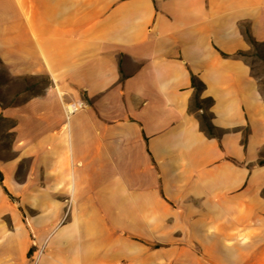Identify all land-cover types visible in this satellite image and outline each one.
<instances>
[{
    "label": "crops",
    "instance_id": "1",
    "mask_svg": "<svg viewBox=\"0 0 264 264\" xmlns=\"http://www.w3.org/2000/svg\"><path fill=\"white\" fill-rule=\"evenodd\" d=\"M252 41L264 0H0V61L50 80L0 104V264H264Z\"/></svg>",
    "mask_w": 264,
    "mask_h": 264
},
{
    "label": "rangeland",
    "instance_id": "2",
    "mask_svg": "<svg viewBox=\"0 0 264 264\" xmlns=\"http://www.w3.org/2000/svg\"><path fill=\"white\" fill-rule=\"evenodd\" d=\"M252 57L253 72L261 78V88L264 93V45L253 44L251 52L248 53ZM0 63V99L4 103H17L24 99L40 93L45 87L49 85L50 80L47 78H33V77H19L10 76ZM11 122L9 120H0V158H7L12 155L11 145L13 135L9 128ZM30 251L29 256H35L39 260L42 252ZM261 252H259L260 254Z\"/></svg>",
    "mask_w": 264,
    "mask_h": 264
},
{
    "label": "trees",
    "instance_id": "3",
    "mask_svg": "<svg viewBox=\"0 0 264 264\" xmlns=\"http://www.w3.org/2000/svg\"><path fill=\"white\" fill-rule=\"evenodd\" d=\"M253 42V44H260V43H257V42H255V41H252ZM242 53V52H241ZM0 63L3 65V63L0 61ZM5 67V66H4ZM6 68V67H5ZM6 70H7V68H6ZM7 72H8V70H7ZM8 74H9V72H8ZM10 75V74H9ZM11 76V75H10ZM19 77H23V78H26V77H33V78H47V79H49L48 78V76H46V75H40V76H19ZM45 89H46V87L40 92V93H38V94H36V95H40V94H42L44 91H45ZM36 95H34V96H36ZM0 104L1 105H3V106H7V105H10V104H13V103H4L1 99H0ZM262 162V161H261ZM0 179H2V175L0 174ZM8 193V192H7ZM9 194V193H8ZM9 196H10V194H9ZM12 197V196H11Z\"/></svg>",
    "mask_w": 264,
    "mask_h": 264
},
{
    "label": "built area",
    "instance_id": "4",
    "mask_svg": "<svg viewBox=\"0 0 264 264\" xmlns=\"http://www.w3.org/2000/svg\"><path fill=\"white\" fill-rule=\"evenodd\" d=\"M82 104H78L77 106H71L69 109H70V111H72V109H75V108H77V107H79V106H81ZM38 252V251H37ZM39 252H41V251H39ZM36 252H34V254H35ZM32 260H33V262H34V264H37V258H35V256H32Z\"/></svg>",
    "mask_w": 264,
    "mask_h": 264
}]
</instances>
